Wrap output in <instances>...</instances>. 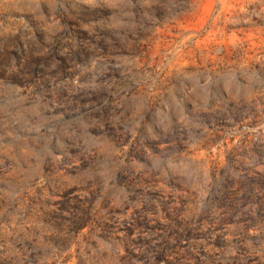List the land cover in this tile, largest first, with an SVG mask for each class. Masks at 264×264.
<instances>
[{"label": "rangeland", "instance_id": "374dc122", "mask_svg": "<svg viewBox=\"0 0 264 264\" xmlns=\"http://www.w3.org/2000/svg\"><path fill=\"white\" fill-rule=\"evenodd\" d=\"M0 264H264V0H0Z\"/></svg>", "mask_w": 264, "mask_h": 264}]
</instances>
